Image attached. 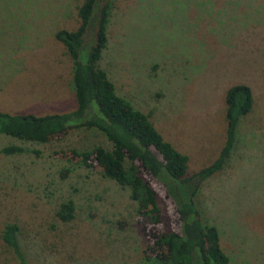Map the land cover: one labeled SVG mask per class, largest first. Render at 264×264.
<instances>
[{
  "label": "rangeland",
  "instance_id": "obj_1",
  "mask_svg": "<svg viewBox=\"0 0 264 264\" xmlns=\"http://www.w3.org/2000/svg\"><path fill=\"white\" fill-rule=\"evenodd\" d=\"M81 1L0 0V110L73 109L71 64L54 32L76 27ZM106 34L99 67L188 156L187 173L211 162L223 143L224 90L250 86L252 106L229 157L192 199L201 220L216 227L228 264H264V0H113ZM7 145L24 151L0 152V230L18 226L28 264H142L152 233L178 230L177 210L158 181L144 173L160 210L151 225L128 189L102 177L92 158L85 166L69 152L110 148L96 129L70 128L46 142L0 134V148ZM67 200L73 218L63 222L56 210ZM0 264H18L1 239Z\"/></svg>",
  "mask_w": 264,
  "mask_h": 264
},
{
  "label": "trees",
  "instance_id": "obj_2",
  "mask_svg": "<svg viewBox=\"0 0 264 264\" xmlns=\"http://www.w3.org/2000/svg\"><path fill=\"white\" fill-rule=\"evenodd\" d=\"M100 1L92 43L84 50L83 58L79 48L98 0H82L76 10V27L54 32V38L63 45L71 64L73 109L44 114L0 110V134L23 141L46 142L70 128L96 129L110 142V148L97 145L90 150L70 149L78 162L87 166L92 158L102 177L128 189V196L136 202V213L144 223L160 222L157 194L144 173L162 185L179 215L177 231L160 230L150 235L142 264H228L229 257L220 246L216 227L201 220L192 195L229 157L238 122L252 106L251 88L236 82L224 90L223 143L211 162L187 173L188 156L163 138L148 114L118 95L106 72L99 67L98 61L107 44L106 28L113 4V0ZM23 151L17 145L0 148L3 154ZM56 216L63 222L70 221L72 201L60 203ZM17 235L15 223L3 224L0 239L11 249L18 264H28Z\"/></svg>",
  "mask_w": 264,
  "mask_h": 264
}]
</instances>
